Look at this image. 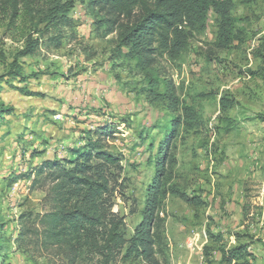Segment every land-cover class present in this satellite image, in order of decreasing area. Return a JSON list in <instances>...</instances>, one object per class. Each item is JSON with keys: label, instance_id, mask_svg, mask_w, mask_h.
I'll return each mask as SVG.
<instances>
[{"label": "rangeland", "instance_id": "rangeland-1", "mask_svg": "<svg viewBox=\"0 0 264 264\" xmlns=\"http://www.w3.org/2000/svg\"><path fill=\"white\" fill-rule=\"evenodd\" d=\"M234 1L241 41L218 49L211 14L206 31L179 58L157 59L162 95L169 80L203 117L198 132L180 129L172 139L179 112L164 95L145 91L111 38L97 36L80 0L61 45L50 40L58 31L45 34L37 53L18 59V75L11 72L24 40L0 27V107L11 109L0 116V222L6 223L0 264H48L15 244L19 215L46 210L34 170L47 160L71 159V149L96 139L99 127L115 131L106 150L121 159L125 194L114 209L130 235L146 220L164 143L176 155L173 169L165 165L170 191L154 214L158 264H264V80L250 72L264 67V0ZM118 264L149 263L132 255Z\"/></svg>", "mask_w": 264, "mask_h": 264}, {"label": "trees", "instance_id": "trees-1", "mask_svg": "<svg viewBox=\"0 0 264 264\" xmlns=\"http://www.w3.org/2000/svg\"><path fill=\"white\" fill-rule=\"evenodd\" d=\"M92 17L97 36L111 38L118 57L128 61V69L141 76L145 91L156 98L164 95L173 111L170 138L196 133L203 126V117L194 102L175 94L169 80L166 93L160 92L158 57L176 59L187 51L191 39L208 27L215 16L218 27L215 46L227 50L241 41L237 19L233 15L234 0H80ZM75 0H0V27L17 33L24 40L16 54L12 74L20 73L18 59L37 53L45 43V34L58 31L50 40L59 47L63 28L73 23L70 12ZM43 25V27H41ZM18 38V37H16ZM264 80V67L250 71ZM223 102V98L220 101ZM11 109L0 107L2 113ZM115 131L99 127L83 147L71 149L72 158L47 160L34 170L33 186L45 192L46 210L27 209L18 217L15 244L36 261L45 257L48 264H118L132 255L142 256L149 264H158V238L153 233L154 214L160 210L170 191L171 170L176 155L165 144L157 156L159 174L148 189L144 207L145 222L129 234L125 216L116 211V199L124 195L121 159L106 150L108 136ZM105 136V138H103ZM4 221L0 222V249Z\"/></svg>", "mask_w": 264, "mask_h": 264}]
</instances>
